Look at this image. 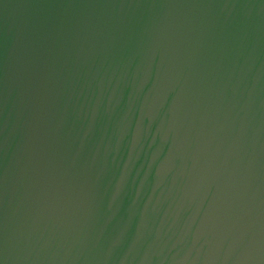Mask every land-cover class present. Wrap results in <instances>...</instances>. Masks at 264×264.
<instances>
[{
	"label": "water",
	"instance_id": "95a60500",
	"mask_svg": "<svg viewBox=\"0 0 264 264\" xmlns=\"http://www.w3.org/2000/svg\"><path fill=\"white\" fill-rule=\"evenodd\" d=\"M0 264H264V0H0Z\"/></svg>",
	"mask_w": 264,
	"mask_h": 264
}]
</instances>
